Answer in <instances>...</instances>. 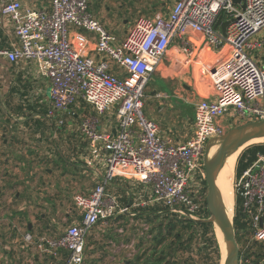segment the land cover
I'll list each match as a JSON object with an SVG mask.
<instances>
[{
	"label": "built area",
	"instance_id": "obj_1",
	"mask_svg": "<svg viewBox=\"0 0 264 264\" xmlns=\"http://www.w3.org/2000/svg\"><path fill=\"white\" fill-rule=\"evenodd\" d=\"M244 4L243 10L233 0H171L169 13L137 19L120 42L90 13L89 0H51L48 9L33 11L19 0L3 1L1 13L13 27L14 42L0 49V58L37 65L50 82L48 117L71 113L80 99L98 115L115 113L113 127L101 128L96 117L84 121L90 149L103 154L102 182L74 196L79 220L58 238L38 241L40 256L55 264H83L92 231L117 215L135 217L134 207L162 205L198 219L206 201L201 185L207 143L225 135L226 118L231 125L264 121V0ZM219 20H234L226 37L216 27ZM87 34L95 35L93 41ZM200 41L201 50L212 49L214 57L199 56ZM92 43L98 60L86 54ZM173 49L199 62L200 78L213 89L212 98L194 104V130L185 142L161 136L143 112L148 84ZM117 179L141 187L140 201L122 204L109 191ZM235 192L253 240L264 243V156L236 180Z\"/></svg>",
	"mask_w": 264,
	"mask_h": 264
},
{
	"label": "crops",
	"instance_id": "obj_2",
	"mask_svg": "<svg viewBox=\"0 0 264 264\" xmlns=\"http://www.w3.org/2000/svg\"><path fill=\"white\" fill-rule=\"evenodd\" d=\"M3 1L0 0V49H10L14 42V31L11 23L2 16ZM19 1L23 9L32 11L48 9L51 5V0ZM115 1L92 0L93 15L122 42L130 29L122 37L116 32L119 28L113 29V23L107 20L111 14L108 4H115ZM145 1L154 4L152 12L161 6L155 15L170 11L171 0H162L163 3ZM87 35L91 40L95 37L94 34ZM71 37L77 38L75 35ZM201 47L200 41L196 49L200 57L205 55L209 59L215 56L212 49L201 50ZM93 49L94 44H88L86 54L100 59ZM170 53L172 57L152 78L164 81L184 79L185 76L190 78L191 75L197 86L201 80L199 62L188 61L176 49ZM114 69L118 72L117 67ZM200 83L210 85L203 80ZM206 90L204 88L203 91ZM210 91L197 93V101L152 91L149 99H156L154 103L157 105H154L159 112L155 113L150 105L147 118L159 127L161 136L172 138L175 142H185L194 130V104L212 98L213 89ZM79 101L85 103L81 99ZM85 104L88 111L93 110ZM50 106V82L40 74L36 64L11 63L0 58V264H55L50 257L40 256L38 241L58 238L61 224L77 222L79 212L74 205V196L86 195L102 182L105 171L103 154L92 151L82 133H74L70 139L75 141L71 142L73 146L82 145L85 156L81 154L70 157V160L63 159V143L57 132L59 128L56 121L48 117ZM81 112L80 107L75 111L71 109L73 119L78 118ZM105 115L103 122L99 120L101 128L113 127L115 121L114 117L112 120V113ZM64 167L71 171L64 174ZM116 181L120 185L113 183L109 191L116 193L119 199L123 198L119 188L128 190L127 195L131 200L135 199L137 193L140 194V188L135 189L131 181ZM28 234L32 237L30 243L25 240Z\"/></svg>",
	"mask_w": 264,
	"mask_h": 264
},
{
	"label": "rangeland",
	"instance_id": "obj_3",
	"mask_svg": "<svg viewBox=\"0 0 264 264\" xmlns=\"http://www.w3.org/2000/svg\"><path fill=\"white\" fill-rule=\"evenodd\" d=\"M91 3L89 5V11L93 15V4L92 0H90ZM157 2H162V0H154ZM116 3H109L108 6L111 8V14L107 16V20L111 21L113 23L114 28L117 30V34L122 36L124 35V32L127 30H131L134 25L135 21L139 18L145 17L149 18L154 16L158 11H160L161 6L157 8L156 11L152 12L151 8L154 7V4L148 3L145 0H116ZM163 3V2H162ZM122 7V8H120ZM165 7V5H164ZM129 11L126 13V11ZM4 59L5 58H1ZM189 74V73H188ZM190 75V74H189ZM182 76V75H181ZM179 76V77H181ZM184 77V76H182ZM151 78L148 87L146 89V96L144 99V108L143 112L144 115L148 116L147 111L150 105H152L154 112L158 114L159 109H157L156 99H149L150 94L152 91H159L163 92L165 94L177 96L183 99L189 98L197 101V98H195V95L197 93H204L209 92L212 90V87L209 85H203L200 83L201 80L204 82H209L208 80L201 79L197 86L194 83V80L191 78H188V76H185L184 79H168L161 81L158 78ZM207 89L206 91H203ZM211 92V91H210ZM198 97V96H197ZM149 101H151V104H149ZM155 101V103H154ZM155 104V105H154ZM78 107L82 109L81 114L78 118L73 119V115L71 113L62 114L60 118L56 119V123L58 126V137L61 139L63 143V159L64 160H70L72 156L75 155H83L85 156V152L82 148V145L78 147L77 145L73 146L71 142L73 139H70L71 136L74 133H82V125L84 121L91 117L98 118L101 122H103V117L106 115H95L94 111H88V107L85 103L76 100L73 106V111H75ZM115 116V113H112L111 117L113 120V117ZM148 119V118H147ZM62 121L63 123L60 124L59 122ZM228 118L224 121V127L226 133L230 131L232 128H238L244 125L245 123H239V124H229ZM225 133V134H226ZM83 134V133H82ZM264 143V142H261ZM243 150L239 152L241 155ZM239 155V156H240ZM65 171H71L69 169H66L64 167V174ZM230 193L229 196L231 197V205L233 208L234 205V212H235V203L233 198V190H232V183L234 184V190H235V184H236V178H235V172L232 176V179L230 181ZM117 185H120V182L115 181L114 182ZM135 189H139L141 187H138L134 184ZM205 186L204 184L201 185V190L204 191ZM136 191V190H135ZM111 192L114 195H117L112 190ZM137 202L140 201L139 196L135 198ZM73 207V205H72ZM136 207L131 209V213L135 212ZM121 215H117L115 218L111 219L109 221L108 225L104 226H98L96 227L92 233L87 238V246L85 249V258L83 264H127L131 261H133L136 264H143L146 260V258L151 255L150 250L152 247V242L150 241L149 234H146L147 231L149 233V225L147 226L146 223L141 222L139 219L134 218L129 214V216L126 219L119 218ZM71 225V222L69 223H63L60 225L61 236L66 228ZM148 227V228H146ZM153 227V225L151 226ZM63 231V232H62ZM201 233H198L194 242H193V250L191 252H186L184 254H181L179 256V264H213V254L211 253H204L201 252L200 249L202 247V241L200 239ZM144 237V238H143ZM211 251V250H210ZM145 253V254H144ZM133 254V255H132ZM132 255V256H130ZM142 257L143 259L140 262H137V257ZM241 264H245L244 261L241 260ZM246 264H250L249 261H246Z\"/></svg>",
	"mask_w": 264,
	"mask_h": 264
},
{
	"label": "trees",
	"instance_id": "obj_4",
	"mask_svg": "<svg viewBox=\"0 0 264 264\" xmlns=\"http://www.w3.org/2000/svg\"><path fill=\"white\" fill-rule=\"evenodd\" d=\"M259 156H264V143L253 144L242 151L235 164L236 180L256 162ZM203 184L205 193L206 182ZM118 191L123 194V198L120 199L122 204L133 203V199L131 200L127 195L128 190L119 188ZM234 203L236 236L241 249L240 259L245 264L246 261L250 264H264V243L253 240V230L243 214L242 198L237 192H235ZM134 214V218L146 223L150 228H148L149 233L147 231L146 234H149L152 242L151 249H148L151 255L143 264H179V256L193 250V242L198 233H201L200 239L203 244L200 251L213 254V264H221V250L215 230L212 224L205 222L209 218L206 202L198 213L197 220L175 214L162 205L138 207ZM128 216L121 215L119 218L126 219ZM142 259L139 256L136 260L140 262ZM129 264L136 263L131 261Z\"/></svg>",
	"mask_w": 264,
	"mask_h": 264
},
{
	"label": "water",
	"instance_id": "obj_5",
	"mask_svg": "<svg viewBox=\"0 0 264 264\" xmlns=\"http://www.w3.org/2000/svg\"><path fill=\"white\" fill-rule=\"evenodd\" d=\"M235 4L245 9V0H233ZM234 20L223 22L219 20L216 27H221L224 37L227 36V28ZM264 140V121L245 123L241 127L232 128L220 138L210 140L205 150V175H206V208L209 215L205 222L212 224L221 250V264H241V249L237 241L235 229V212L231 216L225 206L217 179L224 168L226 161L232 155L253 145L254 142ZM257 144V143H255ZM212 150H215L211 157ZM188 218L193 219L188 216ZM194 220V219H193ZM197 220V219H196ZM222 236L225 245L223 257L218 233Z\"/></svg>",
	"mask_w": 264,
	"mask_h": 264
},
{
	"label": "bare ground",
	"instance_id": "obj_6",
	"mask_svg": "<svg viewBox=\"0 0 264 264\" xmlns=\"http://www.w3.org/2000/svg\"><path fill=\"white\" fill-rule=\"evenodd\" d=\"M264 142V140H259L254 142L255 143H261ZM215 153V150L211 152L210 156L212 157ZM239 152L232 155L231 157H229L226 161V164L224 166V168L222 169V171L220 172L218 179H217V185L220 188V192L223 196V200L225 203L226 208L228 209V211L230 212V215L232 216L234 214V205L232 208L231 205V197L229 196L230 193V181L232 179V176L234 175V170H235V164L237 161V158L239 156ZM232 190H233V198L235 197V190H234V184L232 183ZM218 238L220 241V245H221V249H222V254L223 257L225 256V245L223 243L222 240V236L220 234V232L218 231Z\"/></svg>",
	"mask_w": 264,
	"mask_h": 264
}]
</instances>
